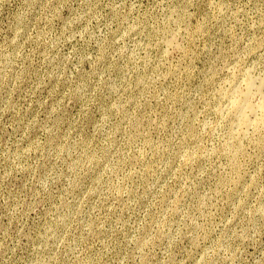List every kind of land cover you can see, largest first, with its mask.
I'll use <instances>...</instances> for the list:
<instances>
[{
    "label": "rangeland",
    "instance_id": "374dc122",
    "mask_svg": "<svg viewBox=\"0 0 264 264\" xmlns=\"http://www.w3.org/2000/svg\"><path fill=\"white\" fill-rule=\"evenodd\" d=\"M0 264H264V0H0Z\"/></svg>",
    "mask_w": 264,
    "mask_h": 264
},
{
    "label": "bare ground",
    "instance_id": "6f19581e",
    "mask_svg": "<svg viewBox=\"0 0 264 264\" xmlns=\"http://www.w3.org/2000/svg\"><path fill=\"white\" fill-rule=\"evenodd\" d=\"M257 88L259 89L260 87L257 86ZM260 91H261V89H260ZM260 91H257L256 84L254 83V81L248 82L246 90H245V92L243 94V107H244L245 111H247V112L257 111L259 109L258 106H261V107L263 106L262 103L260 104L259 101H257V100H255V102H256L257 105L259 103L258 106H256V104L253 102V100L255 98L254 96L256 95V92H260Z\"/></svg>",
    "mask_w": 264,
    "mask_h": 264
}]
</instances>
